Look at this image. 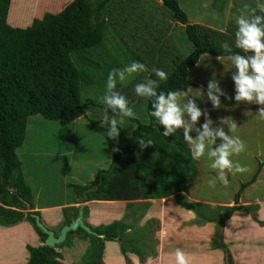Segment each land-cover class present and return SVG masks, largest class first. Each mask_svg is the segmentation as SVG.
Instances as JSON below:
<instances>
[{"label":"trees","instance_id":"16d2710c","mask_svg":"<svg viewBox=\"0 0 264 264\" xmlns=\"http://www.w3.org/2000/svg\"><path fill=\"white\" fill-rule=\"evenodd\" d=\"M111 1L71 0L60 11L44 12L28 25L17 27L7 22L11 0H0V226L9 227L27 221L39 235L41 243L46 234L36 226L32 216L39 215V212L34 210L32 193L22 175L16 151L24 142L27 121L33 115L65 123L80 117L88 118L82 106L81 88L92 86L94 80L87 66L95 71L103 69V65L85 53L101 45L104 12ZM161 1L170 17L184 26V35L193 49L182 58H172V69L166 80L149 75L157 95L161 92L165 95L168 92H187L192 85L187 71L202 55H253L250 50L245 52L236 46H218L201 34L198 24L189 21L178 0ZM155 99L146 97L148 121L141 123L132 119L135 127L130 135H125L117 124L119 135L116 138L124 145L114 150L110 167L99 170L94 180L85 185H71L75 198L99 178L102 179L100 185L89 193L87 201L156 200L187 194L188 184L199 175L197 160L193 159L181 128L167 137L162 135L164 126L159 123V118L150 115ZM88 120L93 124L110 126L107 120ZM149 139L152 144H147ZM142 143L145 146L142 147ZM257 174L258 170L248 182L240 184L231 206L211 208L199 202L179 200L182 205L195 210L202 221L215 224L211 247L227 252L222 239L224 222L235 211L251 212L254 208L239 206V197L243 189L255 181ZM206 208L208 211L204 210ZM77 209L62 208L63 224L75 216ZM87 213V206H84L83 218ZM251 216L259 225L263 224L255 213ZM130 226V223L113 221L108 225L89 226L98 236L78 228L68 232L65 241L56 247L27 245L29 257L23 264H63L56 248L68 245L75 235L89 241L81 264H102L105 241H116L126 261L127 252L142 259L144 247L137 245L135 235L126 233ZM149 226L147 223L146 227ZM142 235L143 232L136 236L141 238Z\"/></svg>","mask_w":264,"mask_h":264},{"label":"rangeland","instance_id":"374dc122","mask_svg":"<svg viewBox=\"0 0 264 264\" xmlns=\"http://www.w3.org/2000/svg\"><path fill=\"white\" fill-rule=\"evenodd\" d=\"M35 1L37 0H11L7 22L17 27L28 25L35 15H32L34 10L26 5ZM69 1L71 0H49L47 7H42V12L37 18L44 12L60 11ZM178 4L189 21L201 27L203 36L222 47L236 46V19L239 16H264V12L257 7L258 4H264V0H178ZM36 7L38 6L34 5V9ZM104 19L101 45L85 53L90 59L103 65V69L94 71L87 66L94 83L90 87L81 88L82 106L89 119L116 120L123 133L128 136L135 127L132 119L141 123L148 121L145 110L147 96H138L135 86L144 84L153 87L149 85V75L160 80L155 75L156 70L160 69L168 74L172 69V58L184 57L192 51L193 46L184 35V26L170 17L161 0H112L104 12ZM132 61L143 63L144 69L133 73L124 72V78L121 80L117 73L123 71ZM234 68L230 57L214 58L208 54L202 55L197 64L189 68L188 79L193 86L185 95H177V103L183 107L190 99L202 113L196 122L190 121L186 112L185 115L182 114V119L189 127L188 135L193 141L203 131L202 125L208 120L211 121L209 127L213 131L222 129L232 138L233 130H230V124ZM110 71L115 85L111 90L107 88ZM200 82L204 84L201 85L204 89L199 87ZM209 83H215L220 89L219 93H214L219 98V107H214L208 99L209 89L206 88ZM113 93L125 98L127 107L134 113L133 116H124L118 108H112L105 102V97ZM88 118L84 120L89 123ZM30 121L33 128L29 134L26 133L19 154L23 155L26 164L37 167L36 170L44 178L41 195H45V201L62 202L71 195L75 198L71 185L88 184L90 172L99 165L103 166L102 170H107L111 165H108L107 161L110 159L112 162L113 149L124 145L117 141L116 137H107V132L90 129L86 125L73 126L61 120H47L40 115ZM208 139L205 140L204 155L196 158L199 176L188 184L189 197L230 201L240 181L238 173L234 169L230 172L228 169L211 167L215 157L209 156L208 152L218 147L222 141L217 137L215 143L209 145ZM191 146L193 151L194 145ZM230 159L233 161V155ZM84 160H97L98 163L95 161L85 164L82 162ZM221 172L228 180L227 186L221 183ZM209 181H214V186H209ZM176 199L178 202H187V196L182 194L176 195ZM250 211L253 212V208ZM143 240L148 241L144 237L140 241ZM18 250L15 249L16 253L10 256L12 261L8 264H23L28 260L27 251L25 250V259L22 260ZM64 252H67L66 249ZM82 255L78 254V258L81 257L77 264H81Z\"/></svg>","mask_w":264,"mask_h":264},{"label":"crops","instance_id":"0c3cea01","mask_svg":"<svg viewBox=\"0 0 264 264\" xmlns=\"http://www.w3.org/2000/svg\"><path fill=\"white\" fill-rule=\"evenodd\" d=\"M47 2L37 0L30 4L28 2L26 6L27 8L31 7L34 10L32 15L37 17L42 12V7H47ZM34 5L38 7L34 9ZM237 71L235 67L232 72L233 98L231 115L232 123L236 125L232 132V138L239 137L245 144V150L239 154H233V163L247 168L246 172L238 173L240 181L237 189L241 183L248 182L257 170L258 174L255 181L248 184L239 197V206L254 207L253 212L235 211L224 222L222 239L227 252L211 247L215 224L209 221H202L195 210L179 203L176 195L156 200H90L85 203L88 213L83 220L86 224L91 227H97L108 225L113 221L130 223L132 226L127 229L126 233L129 236L135 235L134 238L138 240L137 245L144 247L142 259L135 253L127 252L128 261H126L121 251H119L120 247L116 241H105L102 248V264H176L175 251L177 248L185 253L189 259V264H225V260H228V255L230 258L229 264H264V119L258 115V112L264 109V104L257 103L255 98L251 101H237L235 99L236 85L233 76L237 74ZM191 84L190 87L193 86L192 82ZM201 85L204 84L200 82L199 87L204 89ZM185 93H188V90L187 92L177 93V95H185ZM35 117H38V115L29 117L25 135L32 130L33 125L30 120ZM84 119L80 117L69 124L73 126L86 125L90 129L109 131L110 126L88 123ZM117 141L119 140L117 139ZM121 143L123 144V142ZM188 145L192 147L191 144ZM118 147L121 146H117L115 149ZM20 149L19 147L16 152L21 162L22 175L32 193L34 210L39 212L40 220L47 228L58 232L63 226L62 208L78 207V203H75V198H72V195L69 199H63L62 202L57 203L43 200L45 195L41 194L44 178L36 170L37 167L26 164L24 162L26 160L23 161V155L19 154ZM195 160L197 159L195 158ZM95 161L97 162V160H84L82 162L87 164ZM107 163L109 165L111 160L109 159ZM259 164H262L260 168ZM102 167V165H99L91 171L87 182L94 180L98 170H102ZM80 185H85V183ZM189 192L188 186L187 194H183L187 196V201L206 204L211 208L233 205V197L230 201L224 202L200 197L191 199ZM204 210L208 211L207 208ZM251 213H255L257 220L263 222V224L259 225L253 220ZM147 223H150L149 227H146ZM142 232L141 238L136 236ZM143 237L147 238L148 241H140ZM88 243V239L85 240L75 235L70 238L68 245L56 248L61 254L62 263L77 264L81 257L78 258V254L82 255ZM29 244L32 246L41 245L39 235L29 222L21 221L9 227L0 226V264L11 262L10 256L16 253L15 249H19V256L24 260L25 250L27 251L26 246ZM64 249L67 252H64ZM27 256L29 257L28 251Z\"/></svg>","mask_w":264,"mask_h":264},{"label":"clouds","instance_id":"9594fccd","mask_svg":"<svg viewBox=\"0 0 264 264\" xmlns=\"http://www.w3.org/2000/svg\"><path fill=\"white\" fill-rule=\"evenodd\" d=\"M257 7L261 12H264V4H258ZM236 24L238 26L236 32V47L245 52L250 50L253 55L243 56L236 54L231 57L232 63L238 70L237 74L233 76L236 85L235 99L237 101H251L255 98L257 103L264 104V16L252 15L250 18H245L241 15L236 19ZM144 67L145 65L143 63L132 61L123 71L117 74L122 80L124 78V72L133 73L137 70H143ZM155 75L162 81L167 79V74L160 69L156 70ZM152 83V81H149V85ZM114 86L112 71H110L107 77V88L111 90ZM208 89V99L214 107H219V98L217 95H214V93H219L220 89L215 83H209ZM135 93L138 96L156 98L152 106L154 110L150 112V115L159 118V123L164 126L162 135L167 137L178 128L184 129V140L194 145V150L192 151L193 159L204 155L206 139L210 138L208 139V144L211 145L215 143L216 138L219 137L222 142L214 150L208 152L209 156L215 157L211 167L220 170L228 169L230 172L235 169L236 173L247 171L245 166L234 164L230 159V156L233 154H239L245 150L244 142L241 141L239 137L230 138L222 129L213 131L209 127L211 123L210 120L202 125L203 131L199 133L197 139L195 141L191 139L188 135L189 127L182 119V113L186 112L192 122H196L202 114L191 100L183 107H180L177 103V94L175 92H168L167 95L161 92L157 95L153 87L144 84H137L135 86ZM105 102L112 108H118L124 116L134 115L132 110L127 107V101L121 95L113 93L111 96H106ZM205 115L207 114L205 113ZM258 115L260 118L264 119V109H261ZM235 127V123L230 124V130H234ZM106 135L109 138H115L119 135L116 120L110 121V128ZM152 143L151 139L147 140V144ZM143 146L145 145L142 143V147ZM220 180L223 185L227 186L228 180L224 177L223 172H221ZM209 186H214V181H209ZM175 261L176 264H189V259L179 248L175 251Z\"/></svg>","mask_w":264,"mask_h":264},{"label":"water","instance_id":"95a60500","mask_svg":"<svg viewBox=\"0 0 264 264\" xmlns=\"http://www.w3.org/2000/svg\"><path fill=\"white\" fill-rule=\"evenodd\" d=\"M102 179L99 180L89 188H86L82 191V193L76 197V202L78 203V209L75 216L71 217L69 221L65 222L63 226L59 229L58 232L53 231L52 229L47 228L40 220L39 215H32L36 226L40 229V231L46 234V238L42 242L43 245L49 247H56L59 244H62L68 232L75 231L78 228L84 230L85 232L98 236V234L90 229L88 225L85 224L83 220V210L85 203L88 200L89 193L97 190L98 186L100 185ZM225 264H229V261L226 259Z\"/></svg>","mask_w":264,"mask_h":264}]
</instances>
